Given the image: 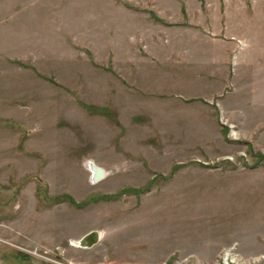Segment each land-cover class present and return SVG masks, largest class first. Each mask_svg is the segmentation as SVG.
<instances>
[{"label": "rangeland", "instance_id": "1", "mask_svg": "<svg viewBox=\"0 0 264 264\" xmlns=\"http://www.w3.org/2000/svg\"><path fill=\"white\" fill-rule=\"evenodd\" d=\"M0 264H264V0H0Z\"/></svg>", "mask_w": 264, "mask_h": 264}, {"label": "water", "instance_id": "2", "mask_svg": "<svg viewBox=\"0 0 264 264\" xmlns=\"http://www.w3.org/2000/svg\"><path fill=\"white\" fill-rule=\"evenodd\" d=\"M88 166L92 170V181H97L104 176L105 172L101 166L95 164L93 161H89ZM98 241L99 233L96 230H93L89 231L82 237V239L80 240V245L92 246Z\"/></svg>", "mask_w": 264, "mask_h": 264}, {"label": "trees", "instance_id": "3", "mask_svg": "<svg viewBox=\"0 0 264 264\" xmlns=\"http://www.w3.org/2000/svg\"><path fill=\"white\" fill-rule=\"evenodd\" d=\"M69 198H70V201H71L72 203H74V204L77 205V206H81L79 202H77V201L74 202V200L72 199V197H69ZM93 199H94V198H93Z\"/></svg>", "mask_w": 264, "mask_h": 264}, {"label": "bare ground", "instance_id": "4", "mask_svg": "<svg viewBox=\"0 0 264 264\" xmlns=\"http://www.w3.org/2000/svg\"><path fill=\"white\" fill-rule=\"evenodd\" d=\"M75 243V242H74ZM79 243V242H78ZM75 245H77V244H75Z\"/></svg>", "mask_w": 264, "mask_h": 264}]
</instances>
